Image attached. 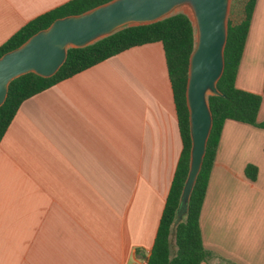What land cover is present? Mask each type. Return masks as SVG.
I'll list each match as a JSON object with an SVG mask.
<instances>
[{
  "label": "crops",
  "instance_id": "crops-1",
  "mask_svg": "<svg viewBox=\"0 0 264 264\" xmlns=\"http://www.w3.org/2000/svg\"><path fill=\"white\" fill-rule=\"evenodd\" d=\"M68 1L0 0V47ZM236 87L262 96L264 123V0ZM182 151L162 43L27 99L0 143V264H147ZM200 229L202 264H264V129L224 124Z\"/></svg>",
  "mask_w": 264,
  "mask_h": 264
},
{
  "label": "trees",
  "instance_id": "trees-1",
  "mask_svg": "<svg viewBox=\"0 0 264 264\" xmlns=\"http://www.w3.org/2000/svg\"><path fill=\"white\" fill-rule=\"evenodd\" d=\"M113 0H70L35 18L0 47V58L27 42L36 33L48 29L54 21L68 16L82 15ZM257 0H245L244 18L233 24L228 20V37L224 52L225 68L217 88L221 96H209L213 126L200 173L189 202L188 216L176 228L172 243V229L182 191L190 169L191 136L186 89L190 57L196 46V30L184 13L172 15L155 24L129 27L81 49L69 48L67 59L58 73L42 78L33 73L13 80L8 96L0 107V143L27 99L92 68L134 47L162 43L177 110L183 151L172 182L160 226L147 264H202L211 253L204 247L200 229V214L214 167L220 138L226 121H235L264 129L258 123L262 96L240 90L236 78L248 38ZM246 176L255 181L258 170L248 166Z\"/></svg>",
  "mask_w": 264,
  "mask_h": 264
},
{
  "label": "water",
  "instance_id": "water-1",
  "mask_svg": "<svg viewBox=\"0 0 264 264\" xmlns=\"http://www.w3.org/2000/svg\"><path fill=\"white\" fill-rule=\"evenodd\" d=\"M182 7L191 11L184 14L195 27L196 46L190 57L186 89L190 169L175 214L172 243L176 228L188 216L213 126L208 97L221 96L217 84L225 68L230 0H113L82 15L57 19L48 29L0 58L1 107L13 80L30 73L46 79L55 76L66 61L69 48H85L122 29L155 24L178 14L176 11Z\"/></svg>",
  "mask_w": 264,
  "mask_h": 264
},
{
  "label": "rangeland",
  "instance_id": "rangeland-1",
  "mask_svg": "<svg viewBox=\"0 0 264 264\" xmlns=\"http://www.w3.org/2000/svg\"><path fill=\"white\" fill-rule=\"evenodd\" d=\"M245 0H230V9L228 14V20L234 24L235 13L242 9L244 10ZM176 13H188L191 14V11L188 7H182L176 11ZM244 16V13H243Z\"/></svg>",
  "mask_w": 264,
  "mask_h": 264
}]
</instances>
